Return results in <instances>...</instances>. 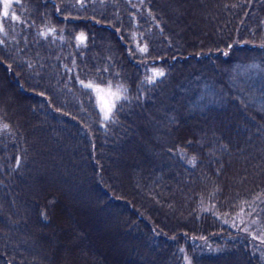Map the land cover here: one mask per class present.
<instances>
[{
	"label": "trees",
	"instance_id": "16d2710c",
	"mask_svg": "<svg viewBox=\"0 0 264 264\" xmlns=\"http://www.w3.org/2000/svg\"><path fill=\"white\" fill-rule=\"evenodd\" d=\"M85 80L123 87L108 116ZM115 238L128 264H264V0L0 9V264H113Z\"/></svg>",
	"mask_w": 264,
	"mask_h": 264
},
{
	"label": "rangeland",
	"instance_id": "374dc122",
	"mask_svg": "<svg viewBox=\"0 0 264 264\" xmlns=\"http://www.w3.org/2000/svg\"><path fill=\"white\" fill-rule=\"evenodd\" d=\"M12 1L14 0H0L1 13L5 14V12H9V8H10ZM189 12H193V10L191 9ZM186 13H188V11H186ZM181 14H182V18L179 19V23L185 26V29L187 30V32H189L188 30L193 31L194 28H196L197 26L195 25L193 26L194 28L189 29L188 26H191V22L186 20L187 18H185V15L183 14L182 10H181ZM194 24L195 22H193V25ZM154 71H158L159 73L160 70H154ZM83 84L85 86L92 85V87L90 88L92 89L95 95V102L98 106V109L100 110L101 114L104 117L110 114L112 108L114 107L115 102L117 101V99H119L123 95V92H124L123 87H121L120 85H115V84H110V83H98L92 80H85L83 81ZM97 89H99L100 91H98ZM109 108H110V111H109ZM61 196L64 197L63 195ZM58 206L61 209L60 212L65 211L67 213L68 211H71L72 214H75L76 216L79 215L80 204L78 203V201L74 199L68 200L66 198H61ZM60 212H59V216H60ZM66 220H68V218ZM78 220L83 221V218H78ZM92 224L94 226V223ZM83 225H85L88 228L90 235L92 234L93 236L94 235L93 233L96 231H93L90 229L91 223L89 224L87 222V223H84ZM114 237L115 236L111 235V238H114ZM114 242H115V245L118 251L115 254L110 253L112 257V263L113 264H128L129 260H128L127 251H129V246L126 243L118 240V238ZM100 244L105 249H107L103 245L105 243H100Z\"/></svg>",
	"mask_w": 264,
	"mask_h": 264
},
{
	"label": "snow or ice",
	"instance_id": "6c2138e0",
	"mask_svg": "<svg viewBox=\"0 0 264 264\" xmlns=\"http://www.w3.org/2000/svg\"><path fill=\"white\" fill-rule=\"evenodd\" d=\"M5 15H7V12H5ZM88 87H92V85H88ZM98 91H100L99 89H97ZM110 111V108H109Z\"/></svg>",
	"mask_w": 264,
	"mask_h": 264
}]
</instances>
